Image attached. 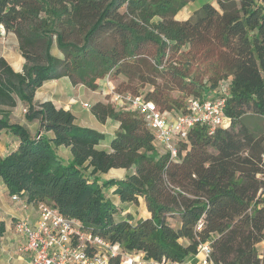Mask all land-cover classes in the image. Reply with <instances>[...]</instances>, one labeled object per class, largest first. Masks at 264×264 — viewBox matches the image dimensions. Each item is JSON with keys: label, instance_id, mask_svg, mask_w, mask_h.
Segmentation results:
<instances>
[{"label": "trees", "instance_id": "obj_1", "mask_svg": "<svg viewBox=\"0 0 264 264\" xmlns=\"http://www.w3.org/2000/svg\"><path fill=\"white\" fill-rule=\"evenodd\" d=\"M193 1L0 0V24L17 35L25 58L16 71L0 56V137L19 138L0 158V179L11 196L50 205L125 252L193 264L209 242L215 264H264V0L206 1L177 19ZM120 74L130 80L119 91L143 94L134 79L150 84L143 95L173 114L187 110L186 97L214 96L228 82L230 125L193 126L173 158L139 112L106 97L91 107L100 122H120L106 150L98 148L104 132L79 125L71 109L35 100L47 80L67 76L97 90L100 79ZM19 102L27 121L40 122L35 135L12 121ZM62 145L71 160L58 155ZM112 168L128 172L103 180ZM112 187L123 203L138 206L142 197L151 216L123 213L107 196ZM5 230L0 221V236Z\"/></svg>", "mask_w": 264, "mask_h": 264}, {"label": "built area", "instance_id": "obj_2", "mask_svg": "<svg viewBox=\"0 0 264 264\" xmlns=\"http://www.w3.org/2000/svg\"><path fill=\"white\" fill-rule=\"evenodd\" d=\"M0 31L5 33L3 24H0ZM111 79L106 77L108 90L104 94L108 95V101L119 108L139 112L153 131L155 143L173 158L178 156L179 143L193 126L204 124L213 132L217 127L230 125V119L224 112L228 82L221 83L214 96L187 97V110L173 114L162 111L143 94L119 91ZM77 101L74 99L73 102ZM83 106L92 107L89 102H83ZM11 198L26 208L33 205L21 200L18 195ZM37 208L35 219L27 215L15 222L16 231L26 237L21 250L28 254V264H181L168 258H146L138 251H122L119 244L85 230L77 219L63 215L58 209L47 204H40ZM211 253L209 242L201 244L193 264H215Z\"/></svg>", "mask_w": 264, "mask_h": 264}, {"label": "crops", "instance_id": "obj_3", "mask_svg": "<svg viewBox=\"0 0 264 264\" xmlns=\"http://www.w3.org/2000/svg\"><path fill=\"white\" fill-rule=\"evenodd\" d=\"M191 3L192 2H190L186 7H184L181 11L178 12V14L176 15L177 19L184 20V19H187L191 16L193 11L196 10L197 8H194V10L192 11V13L189 16L184 17V14H186L185 10H187V8H189V5ZM5 33L7 36H10V35L15 36V38L18 42V45H19V40H18V37L15 33L7 32L6 30H5ZM5 33L0 31V37L5 39V36H4ZM23 65H22V68H20V69H18L16 67H14V69L16 71H22ZM86 90H87L86 86H84L82 84L74 85L71 82V80L67 76H65V77H61L58 79H51V80L45 81L43 83V85L37 90L36 95H35V100L36 101L51 100L57 107H63L65 109H71L76 114V116H77L76 122L79 125L96 128V129L105 133V135H106L105 139L110 138L112 140V138L115 136L116 131L120 127V122L117 120H114L112 118H109L105 123H102L95 117V115L92 113V111H91V115L84 112V109H82V108H84V106L82 105L81 98L85 95ZM93 91L98 92V90H93ZM208 97H210V96H206L204 98H208ZM74 99H77L78 101L73 102ZM104 100L106 101V99L104 97L103 98L99 97V99L96 100L94 103H96L97 101H104ZM83 102H84V100H83ZM79 106L81 107V109H78ZM15 111L16 110L13 111L12 117L14 116V114H16ZM18 123L25 125L32 135H35L37 132H39L41 130L39 120L27 121L25 118V115H24V119ZM96 126H99V128H97ZM46 133L49 136L53 135L52 132H46ZM4 135L7 136L6 142H7L8 150L6 151V153L2 157H4L7 154L11 153L12 151L16 150L18 145H19V138L17 136L13 135L10 132L3 131L0 139H2ZM8 139H10V140L8 141ZM111 140H110V142H111ZM101 143L98 145V148H101ZM108 147L109 148H101V149L110 150V146H108ZM57 152H58V155L65 161L71 160L73 157L72 152H71V148L67 147V146H63V145L58 146ZM127 172H128V170L126 168H112L108 173L102 174L101 178L103 180L110 179L113 177L123 178V177H125ZM0 182L2 183L3 191L8 192L7 187L5 186V184L3 183V181L1 179H0ZM114 189H115V187L107 189V191H106L107 196L109 198H111L117 205H120V206L125 208V211L123 213H126V212L133 213L135 215L136 219L148 218L151 216V213L147 209L145 201L142 197L140 198V203H139L140 213L138 212L139 214H137L136 212L138 211V209L135 207H138V206L135 204L121 202L119 196L114 194ZM7 203H8V201L6 200L5 195L0 193V221H4L5 226H6V230H5L4 234L0 236V245L2 244V242H5V243L9 244V246H15L16 244H20L22 242L24 243L26 241L25 235L18 234L15 231L14 225H15V222L17 221V218L18 217L21 218V217L28 215V216H31L32 218L35 219L37 216V211L34 209H33L34 211L32 210L33 205H30L29 207L31 209H29V207L25 208L24 206H21V207L18 206L19 208L18 207L16 208L14 206V204L10 205L9 203L8 204ZM9 215H11V216L9 217ZM12 218H14V221L12 220ZM19 246L20 245H18V247ZM260 246H261V249H263L264 248V242H262L260 244ZM24 259L27 262V259L26 258H24Z\"/></svg>", "mask_w": 264, "mask_h": 264}, {"label": "rangeland", "instance_id": "obj_4", "mask_svg": "<svg viewBox=\"0 0 264 264\" xmlns=\"http://www.w3.org/2000/svg\"><path fill=\"white\" fill-rule=\"evenodd\" d=\"M206 1H210L213 2L214 5H216L217 7L218 5V0H195L193 1L190 5L189 8H187L186 14H184L185 16H189L192 11L194 10V8H198L200 7L203 2ZM5 39L0 37V56L5 57L8 62H10L13 67H16L18 69L22 68V65L25 62V58L22 56L18 42L15 38V36H7L6 33L4 34ZM150 51H155V47H153V45H151ZM53 53L59 56H62V52L57 48L56 44L53 47ZM202 61L201 60H195L194 63V68H199L201 70V67L199 64H201ZM110 78H112L111 80L113 81L114 84L116 85H126L127 83H129V80L125 75H116ZM206 79V78H205ZM161 80V79H160ZM106 78L100 79L99 80V88L97 89L98 92L93 91L92 89L90 90V88L86 87V92L85 95L81 98V102L83 105V100L84 102H89L91 105H93V103L99 99V97H104L105 99L108 98V95H105L104 92H106L108 90L107 88V83H106ZM131 83V82H130ZM132 84L134 85V87H138L139 91L143 94H146L148 91H150L151 89H153V86L150 84H143L140 80L138 79H134L132 80ZM131 90V89H129ZM174 95L178 96L181 95V92L178 90H175L173 92ZM107 97V98H106ZM85 98V99H84ZM187 98V97H186ZM105 101V100H104ZM17 108V109H16ZM24 104L22 102H19V104L17 105V107L14 108V110H16V114H14V116L12 117V121L13 122H20L24 119V115H25V111H24ZM78 109H81V107L79 106ZM84 109V112H86L87 114L91 115V109L90 108H82ZM97 128H99V126H96ZM7 136L4 135L2 139H0V158L6 153V151L8 150V146H7ZM10 139H8L9 141ZM110 138H106L105 140L102 141L101 143V148H109L108 146H110L109 142H110ZM162 151V150H161ZM165 151V150H163ZM166 152V151H165ZM0 193L4 194L6 197V200L8 201V203L10 205H13L17 208L18 206L21 207L23 206L22 204L15 202L14 200H12V198L10 197L11 195L8 192H4L3 188H2V183L0 182ZM13 202H12V201ZM7 203V204H8ZM18 207V208H19ZM26 208V207H25ZM28 208V207H27ZM138 209V211L136 212L137 214L140 213V208L139 205L138 207H135ZM29 209H31L29 207ZM36 210L37 206H33L32 210ZM33 210V211H34ZM139 212V213H138ZM7 214V213H6ZM8 215V214H7ZM11 215H9L10 217ZM31 217V216H30ZM22 218V217H21ZM32 218V217H31ZM19 219V217L17 218V220ZM12 220L14 221V218H12ZM16 220V219H15ZM172 224L174 226H177V221L174 218H170ZM15 228V225H14ZM16 231V228H15ZM16 233L21 234L19 232L16 231ZM25 244V242L20 243V244H16L15 246H9V244L2 242V244L0 245V264H28V254L23 252L21 250V247H23ZM18 245H20L18 247ZM261 249V246H260ZM27 259V262L25 261V259Z\"/></svg>", "mask_w": 264, "mask_h": 264}]
</instances>
